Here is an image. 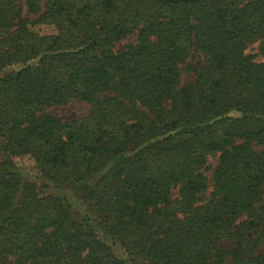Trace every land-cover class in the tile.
Instances as JSON below:
<instances>
[{"label": "trees", "instance_id": "obj_1", "mask_svg": "<svg viewBox=\"0 0 264 264\" xmlns=\"http://www.w3.org/2000/svg\"><path fill=\"white\" fill-rule=\"evenodd\" d=\"M254 43L264 0H0V264H264Z\"/></svg>", "mask_w": 264, "mask_h": 264}, {"label": "rangeland", "instance_id": "obj_2", "mask_svg": "<svg viewBox=\"0 0 264 264\" xmlns=\"http://www.w3.org/2000/svg\"><path fill=\"white\" fill-rule=\"evenodd\" d=\"M42 31L44 30V28H40ZM135 40V37L130 36L127 39L123 40L118 47L119 48H124L125 45L128 42H133ZM258 43H254L252 45H250L248 47L247 53L251 54V55H255V59L256 60H263L264 57L258 54ZM198 62V60L196 61ZM185 79H189V78H185ZM88 106L85 104H81V103H70L66 106H54L51 107L49 109L50 113L54 116H56L59 120L61 121H66L69 119H74L77 118L81 115H84L87 110H88ZM216 162V156L210 157L208 159V164H211V166H214ZM18 166L22 169L23 175L24 176H34L35 175V170L33 167V163L28 159V158H22L19 159L17 161ZM208 175H210V171L207 172ZM50 192H54V190H49ZM173 195L177 196V191H173ZM74 203V205L72 206V208L76 211V209L79 210V202H77L74 199H71ZM82 207V205H81ZM80 211V210H79ZM82 213V211H81Z\"/></svg>", "mask_w": 264, "mask_h": 264}]
</instances>
